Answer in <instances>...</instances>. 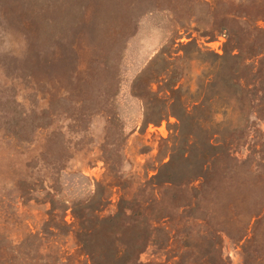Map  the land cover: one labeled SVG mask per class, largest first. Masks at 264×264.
Returning <instances> with one entry per match:
<instances>
[{"label":"rangeland","instance_id":"obj_1","mask_svg":"<svg viewBox=\"0 0 264 264\" xmlns=\"http://www.w3.org/2000/svg\"><path fill=\"white\" fill-rule=\"evenodd\" d=\"M228 53L253 62L243 130ZM81 238L264 264V0H0V264L77 262Z\"/></svg>","mask_w":264,"mask_h":264},{"label":"trees","instance_id":"obj_2","mask_svg":"<svg viewBox=\"0 0 264 264\" xmlns=\"http://www.w3.org/2000/svg\"><path fill=\"white\" fill-rule=\"evenodd\" d=\"M252 63V61L248 60V58H244V56H242L240 53H228L226 55H220L217 58L218 82L222 86L226 87L225 89L227 92L226 94H223L221 92V94L217 96V100L222 102L221 107H223L224 110L227 108H231V110L233 109L235 113L237 112V122L231 127L233 128V130L245 129L246 118H244V114L246 113V108H248L250 104V100H248V95L244 91L245 83L248 82V84H250V73L248 74V76H246V78H238L236 75H238L241 68H246L247 70L248 66H250ZM252 72L253 71H251V73ZM256 81L257 80L255 79L254 83ZM149 104L150 103L147 102L148 106ZM207 106H209V101L207 99L201 100L194 104V107L200 110L207 109ZM177 117L182 122H184L183 116L178 115ZM96 211H100L99 214H101L100 220L102 224H106L108 222H115L121 216V213L117 210L112 213H109V215H103V212H101L103 211L102 208H99V210L97 208ZM81 242L86 255L83 260L79 259L77 260V262H75L69 259L67 255L65 256L63 254V256H61L59 260L37 261L33 264H124V253H121L124 249L110 254L111 250L108 249L107 246L100 247L93 244L92 242H95L94 238H81ZM106 257H109V260ZM20 264L22 263L20 262Z\"/></svg>","mask_w":264,"mask_h":264}]
</instances>
